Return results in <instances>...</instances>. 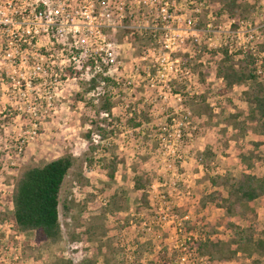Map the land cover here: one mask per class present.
Listing matches in <instances>:
<instances>
[{
    "label": "rangeland",
    "instance_id": "1",
    "mask_svg": "<svg viewBox=\"0 0 264 264\" xmlns=\"http://www.w3.org/2000/svg\"><path fill=\"white\" fill-rule=\"evenodd\" d=\"M165 1L176 17L174 26L185 29L193 17L195 34L138 38L156 25ZM105 3H122L125 16L123 27L108 35V70L96 72L92 61L75 62L65 51L69 56L60 58V83L29 91L31 98L36 91L50 92L51 105L17 101L18 93L8 96L0 88V264H214L208 256L187 254L185 239L209 233L235 249L238 226L247 223L228 212L218 196L216 201L204 198L218 192L227 197L222 183L228 176L246 171L264 176V146L254 145L263 137L247 120L243 92L248 87L228 88L217 76L220 50L229 44L236 50L243 42L264 60V7L261 0H238L232 18V8L221 0ZM241 27L256 29L260 38L248 39L242 32L237 38ZM79 47L75 52L82 51ZM200 48L219 54H208L205 66L193 71L185 55L192 57ZM234 61L236 67L245 65L243 56ZM78 93L85 99L78 101ZM108 99L114 104L110 113L102 109ZM88 129L92 142L85 138ZM65 155L77 160L60 193L63 238L40 243L34 232L14 226V182L24 167ZM113 163L117 170L111 180ZM252 209L259 215V237L264 199ZM223 264H264V256L241 250L235 261Z\"/></svg>",
    "mask_w": 264,
    "mask_h": 264
},
{
    "label": "trees",
    "instance_id": "2",
    "mask_svg": "<svg viewBox=\"0 0 264 264\" xmlns=\"http://www.w3.org/2000/svg\"><path fill=\"white\" fill-rule=\"evenodd\" d=\"M194 1L202 3L211 2V0ZM221 1L226 3V6L229 5L232 8L230 15L232 18H235L237 16L236 7L239 6L238 0ZM242 15L246 17L245 14ZM151 36L137 35L138 38L143 39L145 37L151 39ZM198 50L192 57L189 54L185 55L186 66L193 71H198L202 66H205L203 59L208 54L215 56L219 54V51L207 53L206 48ZM236 50L231 51L229 45L220 50L223 58L217 66V76L226 82L228 88H233L237 85H246L248 87L243 92L249 111L247 120L248 122H252L254 124L253 127L262 135L263 139L254 144L256 147H261L264 146V60H260L252 51H245L243 48ZM235 56H243L245 65L236 67ZM260 62L261 64L259 65ZM260 68L263 70L261 73H259ZM204 74L202 71V75ZM106 80L112 82L109 77ZM91 83L90 88H96V80L93 79ZM179 94L188 96L182 92ZM76 98L78 101H81L85 99V96L83 93H78ZM90 106L92 105L90 104ZM113 106L114 104L108 99L103 104L102 109L106 113H110ZM90 120L92 124H95L94 121L98 122L95 117ZM139 125L141 123H136V126ZM99 128L102 131L100 136L106 138L108 135L106 130L101 127ZM92 135L93 131L88 129L85 133L86 140L92 142ZM76 160L72 155H65L43 165L26 166L21 170L19 176L15 179L11 195L13 223L19 232H34L36 241L40 243H56L62 240L63 229L59 207L60 193L67 175L76 164ZM116 170L117 164L113 163L108 173V177L111 180L115 179ZM137 183L136 188H141V183ZM215 183L213 180V184ZM222 186L223 189L228 191L227 197L218 192L217 195L210 194L204 199L205 201H216V197L218 196L222 202V206L228 212L238 213L240 217L246 220L247 225L245 227L238 226L236 232L238 237L236 239L237 247L235 249L231 247L225 248L227 245L226 241L221 238H212L208 233L206 237H187L184 243L187 254L191 255L197 252L202 258L208 256L210 258L208 261L214 264H223L226 260L235 261L238 252L241 250L249 255L258 253L264 256V230L259 231V237H256V232L259 230L258 213L256 211L253 212V209L251 211L252 204L256 200L260 198L264 199V176L259 177L246 171L237 178L226 177L223 180ZM249 211L252 212V215H249ZM236 240L233 242L235 243ZM164 262L166 263L167 260L164 259Z\"/></svg>",
    "mask_w": 264,
    "mask_h": 264
},
{
    "label": "built area",
    "instance_id": "3",
    "mask_svg": "<svg viewBox=\"0 0 264 264\" xmlns=\"http://www.w3.org/2000/svg\"><path fill=\"white\" fill-rule=\"evenodd\" d=\"M104 1L0 0V88H6L8 96L18 93V98L13 97L14 101L16 98L24 103L45 101L51 105L54 97L50 92L43 96L36 91L35 97L31 98L29 91L51 88L60 83V58L62 55L69 56L65 51L73 54L75 62H81L82 59L83 62L92 61L96 72L108 70L111 61L108 35L123 27L125 16L122 3L109 5L103 4ZM261 3L264 7V0ZM175 22L170 2L165 1L161 5L156 25L145 33L181 36L191 30V34H195L193 17L187 19L188 27L185 29L175 27ZM243 28L235 31L237 38H241V32L248 33V39L260 38L256 29L241 31ZM79 44L82 47L80 53L75 52L80 48ZM229 46L234 51L233 45ZM239 47L248 50L246 43L240 42ZM262 71L260 68L259 73ZM37 114L35 112L34 116ZM34 128L33 134L36 133V125Z\"/></svg>",
    "mask_w": 264,
    "mask_h": 264
},
{
    "label": "crops",
    "instance_id": "4",
    "mask_svg": "<svg viewBox=\"0 0 264 264\" xmlns=\"http://www.w3.org/2000/svg\"><path fill=\"white\" fill-rule=\"evenodd\" d=\"M262 140V139H261ZM258 213V212H257ZM259 216V215H258Z\"/></svg>",
    "mask_w": 264,
    "mask_h": 264
}]
</instances>
